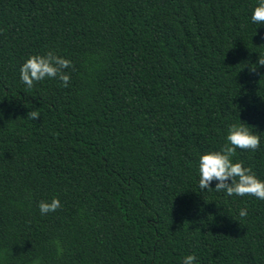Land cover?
<instances>
[{"label":"trees","instance_id":"1","mask_svg":"<svg viewBox=\"0 0 264 264\" xmlns=\"http://www.w3.org/2000/svg\"><path fill=\"white\" fill-rule=\"evenodd\" d=\"M255 5L0 0V264H264V200L198 186L239 119L260 145L233 161L264 180ZM49 51L68 85L26 87L20 66Z\"/></svg>","mask_w":264,"mask_h":264},{"label":"clouds","instance_id":"2","mask_svg":"<svg viewBox=\"0 0 264 264\" xmlns=\"http://www.w3.org/2000/svg\"><path fill=\"white\" fill-rule=\"evenodd\" d=\"M250 23L264 25V0H256L249 17ZM257 34V33H256ZM264 66V59L258 60ZM71 66V62L54 52L44 55H32L20 66L19 79L26 87L32 88L35 83L45 79H59L62 86H67L70 80L65 71ZM34 119L36 113H32ZM253 127L239 119L228 128L226 143L215 151H209L199 156L198 160V186L201 192L213 190L224 192L229 197L252 196L264 200V180H260L249 167L242 162H234L233 157L237 149L255 151L260 145V136ZM215 186L213 187V183ZM61 207L58 198L49 201H41L38 205L40 214L47 215ZM239 216H247V210L241 209ZM33 264H41L37 258ZM182 264H197L195 255H187L182 258Z\"/></svg>","mask_w":264,"mask_h":264}]
</instances>
